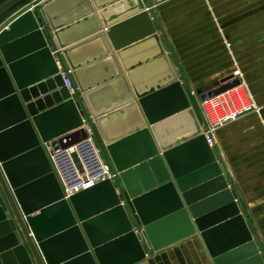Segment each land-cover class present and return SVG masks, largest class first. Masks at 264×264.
<instances>
[{"label":"water","instance_id":"obj_1","mask_svg":"<svg viewBox=\"0 0 264 264\" xmlns=\"http://www.w3.org/2000/svg\"><path fill=\"white\" fill-rule=\"evenodd\" d=\"M145 3L0 5V264H136L193 236L210 264H264L244 205ZM139 20L145 31L117 41L119 30ZM101 25L109 30L99 32ZM146 43L153 53L132 58ZM58 49L83 102L64 85ZM110 54L121 72L85 84L81 69ZM83 105L120 173L125 205L111 180L66 199L53 170L45 143L80 140Z\"/></svg>","mask_w":264,"mask_h":264},{"label":"crops","instance_id":"obj_2","mask_svg":"<svg viewBox=\"0 0 264 264\" xmlns=\"http://www.w3.org/2000/svg\"><path fill=\"white\" fill-rule=\"evenodd\" d=\"M4 1L0 0V5ZM145 4L151 20L161 30V44L200 116L198 97L192 91L200 94L230 82L235 69H240L260 107L259 112L248 113L221 127L217 131L216 149L231 178L230 187L243 203L245 219L264 255V0H146ZM147 28L145 20L129 24L118 31L121 40L117 41L129 39ZM107 30L101 25L99 32ZM61 50L53 54L60 57ZM152 53V45L146 43L135 49L132 58ZM111 55L81 69L79 74L85 84L95 85L121 72L117 59ZM73 78L78 85L74 75ZM82 95L81 91L83 102ZM83 108L90 113L86 106ZM95 130L97 141L109 158L96 125ZM136 264L210 262L198 237L193 236L163 252L151 253Z\"/></svg>","mask_w":264,"mask_h":264},{"label":"built area","instance_id":"obj_3","mask_svg":"<svg viewBox=\"0 0 264 264\" xmlns=\"http://www.w3.org/2000/svg\"><path fill=\"white\" fill-rule=\"evenodd\" d=\"M56 62L59 74L71 97L82 102L81 91L73 78L72 70L58 56H56ZM233 74L234 78L231 81H238V83L218 94H210L202 98L204 93L208 94L210 91L200 94L192 91V95L198 97V108L203 120V135L211 148L216 149L217 131L221 127L248 113L260 110L240 69H235ZM82 119L83 124L79 129L83 131L84 136L80 140L65 145L62 136L45 143L48 158L61 183L65 198L68 199L75 193L105 180L113 182L117 193L122 198L123 187L120 183V173L109 160L103 146L97 141L92 115L85 111ZM74 154L78 159L77 162ZM122 204L125 205L123 198Z\"/></svg>","mask_w":264,"mask_h":264},{"label":"rangeland","instance_id":"obj_4","mask_svg":"<svg viewBox=\"0 0 264 264\" xmlns=\"http://www.w3.org/2000/svg\"><path fill=\"white\" fill-rule=\"evenodd\" d=\"M193 101H194V98H193ZM116 184L118 185V183L116 182Z\"/></svg>","mask_w":264,"mask_h":264}]
</instances>
